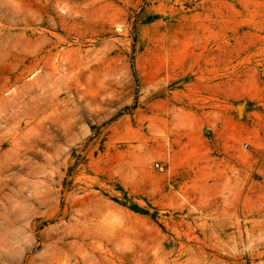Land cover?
Segmentation results:
<instances>
[{
    "label": "rangeland",
    "instance_id": "1",
    "mask_svg": "<svg viewBox=\"0 0 264 264\" xmlns=\"http://www.w3.org/2000/svg\"><path fill=\"white\" fill-rule=\"evenodd\" d=\"M0 264H264V0H0Z\"/></svg>",
    "mask_w": 264,
    "mask_h": 264
},
{
    "label": "crops",
    "instance_id": "2",
    "mask_svg": "<svg viewBox=\"0 0 264 264\" xmlns=\"http://www.w3.org/2000/svg\"><path fill=\"white\" fill-rule=\"evenodd\" d=\"M196 60L192 61L191 63L193 64V70L191 71V67L190 64L187 65V63H190L186 60H178L179 65L177 66V71L174 72V74H176L178 77L177 79H174L172 84H174L175 89L174 91L177 90H181V91H185L186 92V87L188 86V83H186L187 81H185V78H187V76L189 75L191 78H193L194 80L196 79H211L212 78V65L209 64V61L206 60V58L199 56L198 58H195ZM164 62H174L171 60H165ZM190 69V70H189ZM152 77L148 76V75H144V77L141 79V85H143V88H145L146 90H148V92L151 94L156 93L159 89V86L161 85L160 80L158 79V75L157 72L151 73ZM152 81V82H151ZM160 83V84H159ZM194 83H196L194 81ZM204 84L203 83H199V85H194L195 88L192 91L193 93H203L202 90V86ZM199 86V87H197ZM197 87V88H196ZM177 105L178 110L180 111V109H182L183 111H187L188 110V106L184 103H175ZM153 106V105H151ZM165 108L163 109H154L152 107L147 108L148 110L151 111H161L162 114L159 115V121L158 124L156 123L154 128L155 130L157 128H160L163 130V132L166 131V133L168 132L167 135H157L155 141L156 142H168L169 139L171 141L176 140V139H180L178 138L179 136H181V134L183 135V138L181 139L182 142H188L190 141L192 138H194L192 136V138L190 137V133L188 130V121L186 118V114L178 112V114H176L175 112H173L172 110H174L173 108H171V105H164ZM148 115V114H147ZM158 116V115H157ZM147 118V117H146ZM153 119V118H152ZM160 121L162 122L161 124ZM150 123V122H149ZM149 123H147L146 127H145V141L147 142H151L153 141V137L151 135V131L153 129L150 128ZM149 125V127H148ZM159 131V130H158ZM150 132V133H149ZM169 139H168V138Z\"/></svg>",
    "mask_w": 264,
    "mask_h": 264
},
{
    "label": "built area",
    "instance_id": "3",
    "mask_svg": "<svg viewBox=\"0 0 264 264\" xmlns=\"http://www.w3.org/2000/svg\"><path fill=\"white\" fill-rule=\"evenodd\" d=\"M156 165H157L158 167H160L158 163H157Z\"/></svg>",
    "mask_w": 264,
    "mask_h": 264
}]
</instances>
